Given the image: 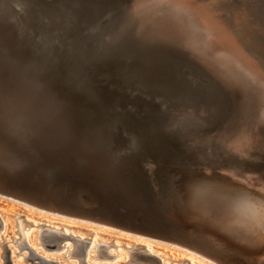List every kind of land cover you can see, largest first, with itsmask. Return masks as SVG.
<instances>
[{"label":"water","instance_id":"95a60500","mask_svg":"<svg viewBox=\"0 0 264 264\" xmlns=\"http://www.w3.org/2000/svg\"><path fill=\"white\" fill-rule=\"evenodd\" d=\"M69 1L83 16L67 11L70 28L62 36L68 43L83 39L86 54L58 46L56 31L34 6L62 8L58 0H0V42L7 49L0 56V176L66 213L159 237L189 239L190 230L202 229L227 242L235 263L264 264L257 261L264 207L247 192L262 199L264 193L217 168L207 174L194 163L189 137L171 124L175 112L194 106L205 110L203 130H259L263 147L248 163L264 167L263 122L243 91L166 29L143 24L134 0ZM252 5L257 24L243 44L264 62V0ZM108 33L122 45L96 47ZM77 60L85 68L77 69ZM118 85L125 86L123 97ZM10 87L15 93L8 97ZM203 186L227 200L237 197L227 209L247 227L237 230L233 216L224 232L199 216L190 201Z\"/></svg>","mask_w":264,"mask_h":264},{"label":"bare ground","instance_id":"6f19581e","mask_svg":"<svg viewBox=\"0 0 264 264\" xmlns=\"http://www.w3.org/2000/svg\"><path fill=\"white\" fill-rule=\"evenodd\" d=\"M22 1L24 0H20V2ZM134 2L135 9L140 10L142 13L143 24L150 23L160 29H166L178 41L183 42L188 48L206 59L208 63L218 70L219 74L225 80L230 83H236L243 91L244 99L250 109L257 119L263 122L264 127V62L258 54L252 52L247 45L243 44V40L239 34L230 29L224 20L220 19V14L216 12V5L220 7V2L211 1L207 4H202V0H134ZM58 3L61 4L62 8L52 9L48 6H39L38 4L34 6L38 15L45 19V25L56 31L60 42H62H59L58 46H70L74 50L75 55L78 52L86 54V43L83 39L74 38L68 43L67 40L63 39L65 37L62 36L70 28V22L67 17L68 13L70 12L80 17L83 16L84 9L72 4L69 0H58ZM84 7L89 9L90 4H84ZM86 21L89 22V20ZM252 28L255 27L251 26L247 29L248 40L253 38L250 31ZM116 38L114 34H104L97 41L96 47L112 49L114 46L122 45L121 41H118L120 44L117 43ZM6 50L4 44L0 42V56H4ZM54 51V54L58 57L62 54V49H57V47L54 48ZM85 66L84 61L77 60V69H83ZM124 87L123 85H118L117 94L119 96L123 97ZM7 93L8 97L12 96L15 90L10 87ZM205 116L206 113L203 108L194 106L189 110L175 112L172 116L171 124L177 125L183 130L185 135L189 137L190 145L195 149L194 163L199 164L207 174L211 169L217 168L224 171L234 182L247 184L264 193V167L257 168L248 163L249 160L258 156V151L263 147V137H261L260 131L255 130L254 132L250 131L246 133L234 132L231 135H227V132L221 126H215L211 130H203L200 124L206 121ZM222 123L224 124V122L220 124ZM197 189L191 197L190 205L196 211L198 210L199 216H203L202 218L204 219H211L214 225L224 232L231 231L233 216H235L236 221L239 223L236 226L237 230L240 231L247 227L246 219L237 215V211L234 209L232 211L227 209L228 202L232 200L234 203L237 197L233 198L231 196L227 200V198L225 199L221 196L222 194L217 193L218 191L212 190L214 189L213 187L203 186ZM0 193L21 199L42 209L56 211L66 215L85 217L118 227L105 221L88 217L87 215L66 213L45 202L31 199L28 195L8 185L1 176ZM2 209H0V230L5 231L8 225L11 226L10 229H13V222L9 219L10 210L4 207ZM33 215L35 214L33 213ZM41 216L39 215L40 219ZM42 217L46 218L51 225L40 226L38 231L31 230L27 232L24 230L26 234H23V237L20 235L21 238H15L14 242H16L19 250L27 249V253L23 256L26 261L32 260L33 264H66L65 258L60 260L52 259L44 255L42 257L35 247L38 244L44 247L58 249L63 246L61 243L65 240H71L73 243L70 249H68L66 259L72 256L80 257L78 263L72 261L68 262V264H99L92 263L89 260V250L92 246H95V258L113 257L119 259L118 257L122 258L124 255L120 250L116 254L111 255L109 248L113 244L103 239H86L87 237L85 238L82 234L70 232L66 228L52 225V217ZM20 226L18 227L21 230L23 227L21 228ZM118 228L131 231L122 227ZM132 232L179 246L181 245L180 247L182 248L185 247L187 250L191 249L203 255L202 257L208 258L209 260L212 259L215 261V264H238L231 257L233 254L230 252V247L225 240L202 229L196 230L195 232L190 230L194 237L189 239L169 234L159 237L139 231ZM59 244L61 245L60 247H58ZM139 245L137 243H133L132 245L127 244L126 249L129 254V262H137V258L141 254L144 256L154 254L159 258L160 264H165L164 261L169 257L174 261H179L180 264H209L208 262L196 261V259L193 261L194 257H189L191 260L190 263L187 261L188 259L185 260L184 258L187 255L184 250L164 247L166 255H160L145 246L141 247ZM119 246L120 244H117V247ZM10 250L12 253L14 252L11 247ZM7 251V248L4 247L1 253L4 263L0 264L11 263ZM260 253L262 254L258 255V262L264 260V249ZM40 258L46 259L47 262H43ZM36 259L37 261H35Z\"/></svg>","mask_w":264,"mask_h":264},{"label":"rangeland","instance_id":"374dc122","mask_svg":"<svg viewBox=\"0 0 264 264\" xmlns=\"http://www.w3.org/2000/svg\"><path fill=\"white\" fill-rule=\"evenodd\" d=\"M201 1V0H200ZM211 1H218L221 3V6L219 7L216 5L217 10L216 12L220 14V19L224 20L226 24L229 26L230 29L235 31L237 34H239L240 38L242 40L249 39L247 38V29L256 26V21H254L251 10H253V5L258 0H211ZM210 0H202V4H207L211 2ZM224 4H223V3ZM219 3V4H220ZM229 16H232V23H230ZM229 19V20H228ZM245 38V39H244ZM253 188V187H252ZM257 189V188H253ZM247 196L249 198H252V201L260 208L264 207V199L260 198L259 195L247 192ZM7 208L10 210L9 219L13 222V229H10L11 226L8 225V228L3 231L0 230V263H4L3 257L1 255L2 251L4 250V247L7 248L8 256H10V261L12 264L19 263V264H33L32 260L26 261L23 256L27 253V249L24 248L23 250H19L16 246L15 238H21L23 237V234H26L25 231L30 232L31 230L38 231L40 226L44 225H51L49 224V221L46 220L44 217H52L53 222L52 225L60 227V228H66L70 232L82 234L86 239L92 240L93 238L97 239H103L113 245L109 248V253L111 255L116 254L119 250L123 252V257L113 258V257H100L95 258V246H92L89 250V260L90 262H95L99 264H160L159 258L155 256L154 254L152 256H144L139 255L137 258V262H129V254L127 252L126 246L127 244L132 245L133 243H137L139 246H145L146 248L151 249L155 253H158L160 255H166L164 247L168 248H176L178 250H184L186 252V256L184 257L185 260L189 261L191 263V260L189 257H194V260L199 262H208L209 264H215V261L212 259H208L205 257H202L198 252H195L191 249L180 247L179 245L168 243L165 241H161L159 239H155L152 237H148L145 235H141L139 233H134L132 231H128L125 229H121L118 227H114L105 223H101L98 221H94L92 219H87L85 217H79L74 215H66L63 213H58L56 211L46 210L42 209L40 207H37L35 205H32L26 201H23L18 198L11 197L9 195H5L0 193V209ZM3 210V209H2ZM33 212L35 215H33ZM39 215L41 216V219L39 218ZM4 216V215H3ZM21 223V224H20ZM76 223V224H75ZM21 225V226H20ZM20 226L22 229L18 227ZM262 228L261 234L264 233V224L261 225ZM19 228V229H18ZM91 229V230H90ZM19 230V231H18ZM20 234H19V233ZM21 235V237H20ZM14 242V243H13ZM67 245H66V244ZM2 244V245H1ZM117 244H120L119 247H117ZM5 245V246H4ZM60 248L54 249L51 247H44L42 245L36 244L35 247L37 251L39 252V255L42 257L48 256L52 259H60L63 260L65 258L66 264L68 262H79L78 256H72L68 259H66L68 249L73 245L71 240H65L61 243ZM162 245V246H161ZM10 247L14 250L12 253L10 250ZM67 248V249H66ZM44 255V256H43ZM82 256V255H81ZM172 257V256H171ZM86 259V258H85ZM172 258L166 259L164 262L165 264H180L177 260H171ZM141 260V261H140ZM148 260V262H147ZM37 261V259L35 260ZM146 263H145V262ZM51 264V263H46Z\"/></svg>","mask_w":264,"mask_h":264}]
</instances>
